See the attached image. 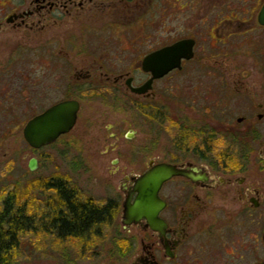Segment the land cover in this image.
<instances>
[{"label": "flooded vegetation", "instance_id": "obj_1", "mask_svg": "<svg viewBox=\"0 0 264 264\" xmlns=\"http://www.w3.org/2000/svg\"><path fill=\"white\" fill-rule=\"evenodd\" d=\"M263 5L264 0H0V181L21 164L19 153L11 157L12 141H25L32 151V174L46 149L70 148L88 126L96 129L98 142L112 143L102 154L116 158L104 201L86 196L64 176H35L34 188L44 185L51 192L35 213L51 230L35 233L77 244L81 264H264V138L256 127L264 118V88L250 84L246 63L251 54L254 62L264 58L256 47L262 39L253 34L264 29ZM181 42L191 56L154 78L145 60ZM257 66L264 69L261 61ZM68 102L76 107L74 126L51 144L30 145L27 125ZM92 102L104 110H88ZM120 115L127 121H119ZM125 123L132 127L124 132ZM140 133L143 143L120 149L124 136L135 141ZM158 164L179 173L159 189L156 225L147 218L127 222L125 204L136 201L137 179ZM56 180L76 188L77 198H60ZM21 187L17 180L1 190L2 201L17 198ZM73 202L108 211L96 214L101 220L89 229L69 231L63 223L55 228L70 220Z\"/></svg>", "mask_w": 264, "mask_h": 264}, {"label": "rangeland", "instance_id": "obj_2", "mask_svg": "<svg viewBox=\"0 0 264 264\" xmlns=\"http://www.w3.org/2000/svg\"><path fill=\"white\" fill-rule=\"evenodd\" d=\"M254 36H259L261 44L256 47L261 49L264 53V29L262 32H254ZM254 46L251 47L253 50ZM249 52V50H248ZM252 55V54H251ZM249 55L246 56L248 69L250 75L247 79L250 84L254 85L257 89L264 88V69L257 66L261 61L264 64V58H259L258 62H254V58ZM172 84L179 85L178 79H172ZM168 83V84H171ZM264 92V90H261ZM88 110H104L102 105L98 103L87 104ZM264 112V111H263ZM126 115H120L118 120L127 121ZM257 120V119H256ZM256 127L261 131L264 138V118L257 120ZM132 127L131 124L125 123L124 132ZM97 131L94 127L88 126L87 132L82 137V140L73 142L70 148H65L63 151L60 149H46V158L35 173H30L28 164L32 151L26 145L25 141L11 143V157L14 158V152L19 153L21 157V164L7 169L6 177L0 181V191L6 188L14 187V182L17 180L22 181V187L19 189V196L23 201L30 204L31 211L34 213L43 210V206L51 197V192L47 191L44 185L39 188H34L32 179L37 176H47L50 173L55 177H66L70 180L71 184L77 189H81L86 196H93L99 200H106L110 197V184L108 187L107 181H112L108 176L109 169L113 165L112 160L116 159L112 154L103 155V150L107 145H112L110 142H98L96 140ZM145 138L143 134H139L135 141H129L125 136L119 142L120 149L127 151L131 148L137 147L139 143H143ZM122 164H127L128 158H119ZM10 167V166H9ZM0 175L2 176L3 174ZM5 175V173H4ZM114 186L118 187L115 183ZM3 194L0 196V209L3 204ZM2 198V199H1ZM115 227H103L105 231L114 229ZM73 261V262H72ZM15 264H81L79 262V248L77 244L72 242L61 241L53 235L46 233H27L24 235L20 248L16 256Z\"/></svg>", "mask_w": 264, "mask_h": 264}, {"label": "water", "instance_id": "obj_3", "mask_svg": "<svg viewBox=\"0 0 264 264\" xmlns=\"http://www.w3.org/2000/svg\"><path fill=\"white\" fill-rule=\"evenodd\" d=\"M259 22L264 26V5L259 13ZM185 42L177 43L173 46L158 51L149 56L144 67L154 73V78H160L170 70L180 66L182 57H190L184 50ZM144 87L138 92H144ZM76 120V107L72 103H64L54 110L47 111L42 116L31 121L26 129L25 136L30 145L36 148L51 144L62 132L69 131ZM37 167V161L31 162V168ZM175 166L168 164H158L143 174L136 181V191L138 196L132 205L130 201L125 204V214L127 222L133 219L147 218L152 225H156L161 202L158 192L162 184L170 177L178 174Z\"/></svg>", "mask_w": 264, "mask_h": 264}, {"label": "trees", "instance_id": "obj_4", "mask_svg": "<svg viewBox=\"0 0 264 264\" xmlns=\"http://www.w3.org/2000/svg\"><path fill=\"white\" fill-rule=\"evenodd\" d=\"M55 184L60 189V198H77L76 188L68 186L61 180H56ZM21 200L20 196L15 198L12 194L3 201L0 209V264H15L18 249L25 234L33 233L38 229L51 230V223L42 217L37 219L36 214L31 211L30 204ZM70 210L72 213L70 220L56 222L55 228L64 224L69 231L89 229L101 220L96 218V214L105 216L108 207L96 206L90 202H85L83 205L73 202ZM57 239L61 240L63 237L59 235Z\"/></svg>", "mask_w": 264, "mask_h": 264}]
</instances>
